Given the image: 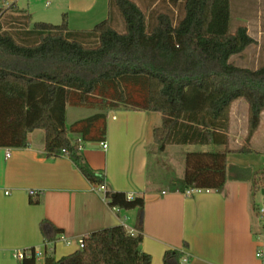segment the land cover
I'll return each instance as SVG.
<instances>
[{
	"label": "trees",
	"instance_id": "trees-1",
	"mask_svg": "<svg viewBox=\"0 0 264 264\" xmlns=\"http://www.w3.org/2000/svg\"><path fill=\"white\" fill-rule=\"evenodd\" d=\"M170 1L182 2L177 20L171 10L151 9V2L143 9L136 0H108V18L91 30H72L66 15L58 25L32 24L28 15L11 18L9 29L0 23V148H27L29 135L41 130L47 159L66 157L89 183L105 185V175L89 166L83 150L87 143L105 142L106 114L68 127L66 109H137L161 115L153 131L158 153L168 146L224 147L185 154L183 179L173 181L171 191L223 192L228 156L249 153L260 127L264 64L247 68L232 61L256 41L246 26L231 27V0ZM241 99L248 105L247 136L242 148L232 150L231 110ZM238 173L239 180L251 176L249 169ZM106 198L117 211L136 212L135 233L123 226L103 229L86 237L83 249L56 259L50 246L63 230L44 220V264H151L141 250L144 198L121 192ZM30 252L20 264H36L35 249ZM183 259L182 252L169 250L163 264Z\"/></svg>",
	"mask_w": 264,
	"mask_h": 264
},
{
	"label": "crops",
	"instance_id": "crops-1",
	"mask_svg": "<svg viewBox=\"0 0 264 264\" xmlns=\"http://www.w3.org/2000/svg\"><path fill=\"white\" fill-rule=\"evenodd\" d=\"M39 6L51 9L60 23L66 15L72 30H91L108 18V0H21L4 9L0 23L9 29L15 24L10 19L21 15L30 16L31 23H36L40 20ZM116 19L121 23L118 16ZM262 35L264 30L259 37L250 36L257 43ZM238 105L244 112L248 109L246 104L232 106V150L240 149L239 141L234 142L236 124H247V117L234 116ZM79 110L83 108L67 107L68 127L96 114L107 117L103 142L107 149L101 142H91L83 150L89 166L105 175L106 194L89 183L68 158L47 159L45 133L38 134L39 130L29 135L27 148H0V264H20L13 258L16 251L40 252L42 248L44 254L46 245L40 231L44 220L63 230L61 238L50 246L56 259L77 251L79 239L103 229L123 226L135 233L136 212L109 206L106 195L116 192L145 200L141 250L151 256V264H163L169 250L182 252L184 264H264V222L255 217L257 208L249 179L228 175L223 192L193 190V195L187 197L163 188V171L161 177L153 175L150 168L153 153L158 157L168 154L175 164L177 159L183 161L187 153L223 151L224 147L168 146L164 153H158L153 131L161 126L160 114L137 109ZM263 122L264 113L260 127ZM71 137L81 138L78 134ZM232 155L228 156V166ZM31 199H39L40 203L33 204ZM259 249L263 250L262 257L257 255ZM36 264H44V256Z\"/></svg>",
	"mask_w": 264,
	"mask_h": 264
},
{
	"label": "rangeland",
	"instance_id": "rangeland-1",
	"mask_svg": "<svg viewBox=\"0 0 264 264\" xmlns=\"http://www.w3.org/2000/svg\"><path fill=\"white\" fill-rule=\"evenodd\" d=\"M136 1L143 9H146V5H149L151 2L150 0ZM231 2V27L233 30L240 25H245L250 31V35L254 37L261 36V33L264 30V0H231ZM155 5L156 9L163 12L171 10L175 20L181 17L182 2L180 1L175 5L170 0H154V2H151L150 8H154ZM37 12V19H40L36 20L37 22L50 21L59 24L61 21L53 16L51 9L39 6L37 7ZM118 17L120 19L119 15ZM119 27L120 25H118V29H121ZM232 61L238 66L247 68H257L260 65H263L264 35H262L259 42L251 46L242 55L233 57ZM234 104L247 105L243 99L236 101ZM88 110V108H83V110L79 111L89 112ZM247 114L248 109L246 108L244 112L243 108L239 105L234 110V116L236 115L239 119H241L240 116L246 118ZM245 122L243 124L242 121V125L241 122H238L234 128V142L239 141L240 144L237 148H242V146L245 145V139L247 136V132L245 133V131H247V124H245ZM38 134H44V132L39 130ZM234 142L232 143V146L236 147ZM248 148L251 149L249 153H234L229 158L228 175L230 178H232V176L238 177L239 169L250 170L251 176L249 177V181L252 183L254 191L252 201L253 205L257 208L255 217L258 222L262 223L264 222V219H262V214L259 213L258 209L264 208V122L258 132H256L253 143L250 144ZM173 161L174 160L168 154H165L162 157H158L155 153L151 154V171L153 170V175L158 174L161 175V177V172L163 171V179L161 178V180H163L162 184L165 189H171L173 181H181L184 176L185 167L183 161L177 159L175 164ZM254 174H256L255 178L253 177ZM39 250L40 252L43 251L42 248Z\"/></svg>",
	"mask_w": 264,
	"mask_h": 264
},
{
	"label": "built area",
	"instance_id": "built-area-1",
	"mask_svg": "<svg viewBox=\"0 0 264 264\" xmlns=\"http://www.w3.org/2000/svg\"><path fill=\"white\" fill-rule=\"evenodd\" d=\"M19 1H21V0H0V7L3 8V9H5V8L9 7L11 4H15V3L19 2ZM48 5L49 4L47 3L46 4V7H48ZM102 147L105 150L107 149V145L105 143L102 144ZM9 155L10 154L8 153L7 154V157H9ZM95 187H96V189L99 192H103V193L105 192V194H106V187H105V185H96ZM193 193H194L193 190H189V191H186L184 193V195L187 196V197H189V196L193 195ZM129 199H133V198L130 197ZM259 213L262 214L261 217H262V219H264V208L259 209ZM77 245H78V248L79 249H83L84 248V245H85V238L79 239L77 241ZM257 255H258V257H262L263 250L262 249H259ZM43 256H44L43 253H41V252H35V256L34 257H36L38 259L39 257H43ZM31 257H32V254H31L30 251H16V252L13 253V258L16 259V260H18V261H20V262L23 261V260H25V259L31 258Z\"/></svg>",
	"mask_w": 264,
	"mask_h": 264
}]
</instances>
